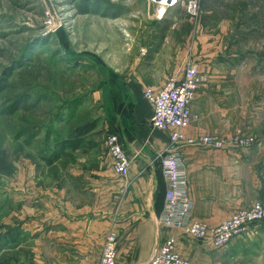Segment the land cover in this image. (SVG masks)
Listing matches in <instances>:
<instances>
[{"label":"crops","instance_id":"crops-1","mask_svg":"<svg viewBox=\"0 0 264 264\" xmlns=\"http://www.w3.org/2000/svg\"><path fill=\"white\" fill-rule=\"evenodd\" d=\"M211 45L203 44L194 60L202 82L190 105L197 118L184 135L193 140L216 136L224 147L182 143L176 151L184 169L190 219L208 228L256 200L264 202V133H259L258 105L238 102L245 84L240 76L251 78L253 72L229 71L216 61ZM141 50L123 70L125 96H117L123 105L119 113L113 109L112 91L107 94L98 87L93 92L104 106L111 105L105 138L101 135L94 140L95 130L72 151L83 152L80 159L67 164L65 186L53 194L26 193L21 200L28 264H99L103 239L111 229L117 233L116 264H147L154 247L171 237L175 251L195 264H264V222L228 245L214 248L208 241H198L159 221L166 181L157 156L169 138L168 132L150 124L153 109L142 93L146 87L162 88L169 78L179 80L186 65L182 51L162 59L159 52ZM239 129L256 132L254 145L235 144L233 134ZM109 134L119 137L129 157L124 177L116 173L107 153Z\"/></svg>","mask_w":264,"mask_h":264},{"label":"rangeland","instance_id":"rangeland-1","mask_svg":"<svg viewBox=\"0 0 264 264\" xmlns=\"http://www.w3.org/2000/svg\"><path fill=\"white\" fill-rule=\"evenodd\" d=\"M49 1L50 7L44 0H0V264H28L21 200L66 185L65 168L83 151L47 165L56 139L94 121V140L105 138L111 105L93 92L103 87L125 96L123 70L143 48L162 59L182 51L185 65L195 64L208 42L229 71H252L251 78L240 76L238 102L258 105L264 133V0H180L161 20L148 0H109L116 17L80 13V0ZM233 135L257 136L240 129Z\"/></svg>","mask_w":264,"mask_h":264},{"label":"built area","instance_id":"built-area-1","mask_svg":"<svg viewBox=\"0 0 264 264\" xmlns=\"http://www.w3.org/2000/svg\"><path fill=\"white\" fill-rule=\"evenodd\" d=\"M148 1L157 3L156 18L161 20L167 10L180 0ZM187 7L190 13L195 14L196 5L193 1H190ZM185 65L179 80L169 78L162 88L146 87L142 93L153 109L150 124L156 129L168 132L169 138L167 147L157 156L166 181L165 202L159 221L168 227L184 230L198 241H208L214 248H221L228 245L231 240L241 237L257 223L264 222V202L256 200L250 210L237 211L214 228H208L204 223L190 219L191 205L186 195L184 169L178 161L176 151L182 143L202 145L210 149H220L224 147V143L212 135H205L196 140L185 137L184 130L197 118L196 114H192L190 105L196 98V92L202 82L196 65L191 62ZM254 142L252 138L243 136L235 140L239 147H249L250 143ZM105 145L108 155L112 156L116 173L124 177L129 169V157L123 149L121 140L116 134H109ZM103 241L99 264H116L118 242L116 231L111 229ZM174 244L173 237L157 244L147 264H195L181 257L175 251Z\"/></svg>","mask_w":264,"mask_h":264},{"label":"trees","instance_id":"trees-1","mask_svg":"<svg viewBox=\"0 0 264 264\" xmlns=\"http://www.w3.org/2000/svg\"><path fill=\"white\" fill-rule=\"evenodd\" d=\"M79 10L80 13L87 14L90 12L94 13H100L101 15L105 16H111L116 17L119 15V12H110L109 9H116L118 6H116L114 3H112L109 0H80L79 1ZM104 6V9L102 10V7ZM171 24V22L168 23V25ZM167 26V25H166ZM117 93L112 91V97H113V109L116 112L121 111L122 103L118 102L121 101L118 100V97L115 96ZM96 129V122H89L84 123L80 125L74 132H72L70 135L62 138V139H56L54 144V149L49 154V156L44 160L47 165H53L55 162L59 161L62 158L63 153L67 151H73L75 149H78L83 140L90 135V133L94 132Z\"/></svg>","mask_w":264,"mask_h":264},{"label":"water","instance_id":"water-1","mask_svg":"<svg viewBox=\"0 0 264 264\" xmlns=\"http://www.w3.org/2000/svg\"><path fill=\"white\" fill-rule=\"evenodd\" d=\"M45 1V3H46V5L48 6V7H50V1L49 0H44ZM170 0H167V2H169Z\"/></svg>","mask_w":264,"mask_h":264},{"label":"bare ground","instance_id":"bare-ground-1","mask_svg":"<svg viewBox=\"0 0 264 264\" xmlns=\"http://www.w3.org/2000/svg\"><path fill=\"white\" fill-rule=\"evenodd\" d=\"M162 8V7H161Z\"/></svg>","mask_w":264,"mask_h":264}]
</instances>
